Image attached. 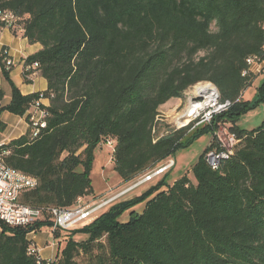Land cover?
Listing matches in <instances>:
<instances>
[{
  "label": "trees",
  "instance_id": "obj_1",
  "mask_svg": "<svg viewBox=\"0 0 264 264\" xmlns=\"http://www.w3.org/2000/svg\"><path fill=\"white\" fill-rule=\"evenodd\" d=\"M0 11L16 18L8 26L0 12V33L21 27L30 44L42 46L25 59L38 63L24 69L25 81L33 71L47 81L45 90L24 94L2 48L11 101L0 107V132L5 110L25 116L29 127L0 145V155L38 178L19 202L40 209L43 220L11 226L0 219V264H47L28 233L53 227L50 209L94 193L90 175L103 142L114 141V170L129 183L206 131L213 138L192 166L194 177L164 188L162 180L84 227L52 230L55 238L68 233L51 264H264V121L251 130L235 124L254 106L242 95L256 76L247 59L264 62V0H0ZM201 82L232 105L191 130L159 118L161 105ZM4 96L0 87V101ZM33 108L47 114L36 136ZM225 123L239 142L214 169L205 156ZM81 231L87 237L75 239Z\"/></svg>",
  "mask_w": 264,
  "mask_h": 264
},
{
  "label": "built area",
  "instance_id": "obj_2",
  "mask_svg": "<svg viewBox=\"0 0 264 264\" xmlns=\"http://www.w3.org/2000/svg\"><path fill=\"white\" fill-rule=\"evenodd\" d=\"M1 14L2 20L6 21L8 26L15 24L16 18L12 12L5 11L1 12ZM3 52L6 55L7 66L13 65L9 49H4ZM247 63L251 69L252 66L264 64V62L260 63L257 57H249ZM37 66L38 63L26 64L24 62V69L27 70L36 68ZM261 71L260 69L259 72ZM246 73L248 71L244 72V74ZM199 84H202V82ZM211 84L210 89L196 91L197 86H195L192 92L188 93L186 91L184 94V97L186 96L185 104L182 105L181 100L183 98H179L180 104L177 107L175 106L171 113L173 123L168 124L175 129L191 126V130L201 125L211 124L215 115L228 109L232 105V102L221 100L218 88L213 83ZM46 115V112L40 109H35L32 112L31 121L35 136L40 133L41 128L46 127V121L44 120ZM167 116L165 112L161 111L159 118L167 123ZM214 138L218 146L209 150L205 158L208 164L216 169L223 159L228 158L234 152L239 138L235 132L230 130V127L226 128L224 126L215 131ZM108 142L111 145L114 143L113 140H109ZM173 163V159L169 158L166 164H160L155 170L151 169V171L141 176L142 178L138 183L142 184L152 181L159 174L166 172L169 167L173 166ZM37 185L38 178L9 166L0 155V219L11 226H26L38 221L43 216L42 211L19 202L20 194L24 190L35 188ZM112 200L113 198L101 199L95 204L88 205L82 198H78L76 205L71 208L54 207L49 211L53 221L52 230H68L74 227H84L96 216L98 211L107 206ZM32 252L34 250L30 249V253ZM53 261V259H46L47 264H51Z\"/></svg>",
  "mask_w": 264,
  "mask_h": 264
},
{
  "label": "rangeland",
  "instance_id": "obj_3",
  "mask_svg": "<svg viewBox=\"0 0 264 264\" xmlns=\"http://www.w3.org/2000/svg\"><path fill=\"white\" fill-rule=\"evenodd\" d=\"M257 66V65H255ZM261 72L256 73V76L253 80H251V84L247 87L246 91L243 92V100L247 101L254 106L251 108H247L245 111L240 112L236 116L235 124L245 130H251L259 125H261L264 121V68L260 66ZM204 82H202L203 84ZM199 84V83H198ZM187 90L188 93L194 90V87ZM186 96L181 100L182 105L185 104ZM180 100H173L172 102H168L160 106V112H165L168 119L167 123L172 124V110L173 108L181 102ZM226 128L230 127L229 123H225L223 125ZM213 138V133L210 131H206L198 135L194 138L193 141L185 144L183 146H179L175 153H173L170 158L173 159L174 163L173 166L169 167L166 172H163L156 176L152 181H147L145 183H138L140 182L141 176L136 177L129 183H121L120 176L114 170V163H113V150L114 145H111L109 142H103L99 145L95 151V159L93 168L91 171V179L92 184L95 188V193L98 194L100 197L107 199L113 198V200L107 205L117 202L119 200H126L136 196H142L147 193L149 190L154 191L155 187L158 186V183L163 180L162 187H166L169 184H172L173 181L176 179H180L181 176L188 174L190 177L193 176L192 166L195 162L199 159L201 154L205 151V149L210 144ZM169 160V157L162 162V164H166ZM158 167V165L156 166ZM155 167V168H156ZM154 168V170H155ZM153 170V169H152ZM120 179V180H119ZM123 182V180H122ZM139 185V186H138ZM121 186H123L121 188ZM125 186V187H124ZM121 188V190H120ZM145 201H141L140 203L136 204L133 209L134 210H142L143 204ZM107 206L103 207L98 212H103L106 210ZM129 211H126L121 220H127V214ZM82 227V226H80ZM48 230V229H47ZM87 234L83 231L77 232L74 235L75 239L81 240L82 238H86ZM63 244V241H62Z\"/></svg>",
  "mask_w": 264,
  "mask_h": 264
},
{
  "label": "crops",
  "instance_id": "obj_4",
  "mask_svg": "<svg viewBox=\"0 0 264 264\" xmlns=\"http://www.w3.org/2000/svg\"><path fill=\"white\" fill-rule=\"evenodd\" d=\"M4 47H6V49H9V54L12 57L14 63L10 77L12 78L14 83L20 88V90H22L24 94L45 90L47 88V81L44 77L40 76V73L38 71H33V73L28 76V82H26L24 79L25 59L28 56L37 52L39 49H41V44H30L28 39L24 36V31L21 28H17L16 32H14L12 29L5 27L0 33V51ZM263 65L264 64L252 66V70L256 74L259 72L260 66ZM0 87H2L5 91V96L0 101V107H3L7 104L9 105V102L11 101V86L9 82L6 81L2 76L1 67ZM176 99L179 100V98ZM176 99H171L169 102H172ZM42 102L45 105L49 104L48 99H43ZM34 110V108L31 109L32 112ZM1 119L6 123V128L2 132H0V145L8 143L12 139L20 137L21 135L25 134L28 130L29 124L25 116L16 115L5 110L1 113ZM121 183H123L122 179ZM122 187L123 186H121V188ZM99 197L100 196L94 192L92 195L84 197L83 201L88 205H92L99 202L101 199H104V197ZM41 220H43L42 217L38 221ZM67 233V231L63 232V235L61 237L55 238L53 235L52 228L44 226L39 231L34 230L29 232L28 239L34 242V245L42 258L44 257L45 259L56 260L63 245L62 241L64 235Z\"/></svg>",
  "mask_w": 264,
  "mask_h": 264
},
{
  "label": "bare ground",
  "instance_id": "obj_5",
  "mask_svg": "<svg viewBox=\"0 0 264 264\" xmlns=\"http://www.w3.org/2000/svg\"><path fill=\"white\" fill-rule=\"evenodd\" d=\"M211 83L209 82H204L203 84H197L196 86V91L204 90V89H210L211 88Z\"/></svg>",
  "mask_w": 264,
  "mask_h": 264
},
{
  "label": "water",
  "instance_id": "obj_6",
  "mask_svg": "<svg viewBox=\"0 0 264 264\" xmlns=\"http://www.w3.org/2000/svg\"><path fill=\"white\" fill-rule=\"evenodd\" d=\"M209 83H211V82H209Z\"/></svg>",
  "mask_w": 264,
  "mask_h": 264
}]
</instances>
